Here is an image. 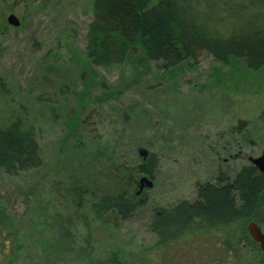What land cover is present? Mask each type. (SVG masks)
<instances>
[{
  "label": "rangeland",
  "instance_id": "1",
  "mask_svg": "<svg viewBox=\"0 0 264 264\" xmlns=\"http://www.w3.org/2000/svg\"><path fill=\"white\" fill-rule=\"evenodd\" d=\"M23 15V30L10 31L0 51V127L20 116L37 135L43 165L12 175L0 169V244L17 240L13 252H0V264H38L50 240L43 218L64 225L75 216L63 209L75 186L94 198L121 161L131 168L148 162L141 149L159 162L154 186L141 195L139 181L148 174H134L133 199L147 198L145 208L131 221L114 211L90 220L89 228L78 220V242L90 231L91 259L116 252L125 264H208L222 251L217 235L160 246L149 229L152 210L196 200L199 184L217 180L220 171L234 177L262 153L264 68L249 69L241 58L224 63L206 52L164 67L138 46L125 63L105 69L84 53L93 0H26ZM27 234L36 238L37 255L22 245ZM49 259L91 260L74 253Z\"/></svg>",
  "mask_w": 264,
  "mask_h": 264
},
{
  "label": "trees",
  "instance_id": "2",
  "mask_svg": "<svg viewBox=\"0 0 264 264\" xmlns=\"http://www.w3.org/2000/svg\"><path fill=\"white\" fill-rule=\"evenodd\" d=\"M93 14L84 53L91 64L105 69L125 63L129 51L138 46L144 48L149 60L164 67L194 60L206 52L224 63L241 58L249 69L264 68V0H93ZM229 23L232 25L226 28ZM158 163L155 154L138 168L121 161L113 168L115 181L106 177V183L93 191L94 201L86 197L87 187L75 186L68 202L71 208L63 207L75 216L64 220V225L43 218L50 240L47 245L43 242L38 264H61L50 261V254L55 253L91 259L94 244L90 231L80 241L83 245L74 224L83 220V226L89 228L90 220L105 219L111 211L123 222L134 220L147 203V198L133 199L134 174L145 172L154 179ZM42 165L37 135L20 116L0 127V169L12 175ZM259 172L252 163L243 165L234 177L220 171L217 180L199 184L196 200L180 199L154 208L149 229L157 244L185 243L198 236L205 239L224 230L232 250L238 251L246 241L248 223L264 220V175ZM50 210L63 215V210ZM16 243V239L8 247L1 243L2 255L7 250L13 252ZM22 245L30 255L38 254L36 238L29 234ZM90 264L125 261L111 252L108 257L91 259Z\"/></svg>",
  "mask_w": 264,
  "mask_h": 264
},
{
  "label": "flooded vegetation",
  "instance_id": "3",
  "mask_svg": "<svg viewBox=\"0 0 264 264\" xmlns=\"http://www.w3.org/2000/svg\"><path fill=\"white\" fill-rule=\"evenodd\" d=\"M26 4V0H0V51L2 52L6 46L9 44L10 36L9 32H20L23 30L25 17L23 15V10ZM14 15L17 17L18 24H13L9 22V17ZM0 52V55H1ZM150 155L146 158L149 159ZM264 175L263 173L259 172ZM255 223L256 227L259 229L260 234L264 240V220H259ZM250 223V224H251ZM248 226V234L246 235L245 242H243L242 247L238 248V251H233L231 244L229 243L228 234L223 230L221 232L215 233L218 236V245L221 247L222 251L213 254V257L209 259L208 264H264V244L263 240L257 241L251 235ZM213 238V232L210 236L205 238ZM251 249L253 251L242 252V249ZM257 249V251H254Z\"/></svg>",
  "mask_w": 264,
  "mask_h": 264
},
{
  "label": "water",
  "instance_id": "4",
  "mask_svg": "<svg viewBox=\"0 0 264 264\" xmlns=\"http://www.w3.org/2000/svg\"><path fill=\"white\" fill-rule=\"evenodd\" d=\"M9 22L13 24H18L17 17L14 15H11L9 17ZM141 155L146 159L150 154L147 149H141L140 150ZM250 162L261 172L264 174V149L262 153L257 157H250ZM154 186V179L149 177L148 175L143 176L139 181V186L137 190V195H141L145 188H151ZM249 230L251 235L255 238L257 241L263 240L259 229L256 227L255 223H251L249 225ZM264 244V240L262 241Z\"/></svg>",
  "mask_w": 264,
  "mask_h": 264
}]
</instances>
